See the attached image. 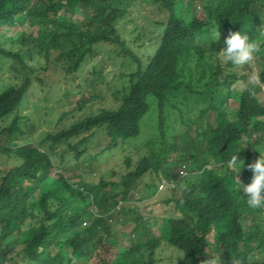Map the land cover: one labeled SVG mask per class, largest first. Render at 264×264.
I'll return each instance as SVG.
<instances>
[{"label":"trees","instance_id":"16d2710c","mask_svg":"<svg viewBox=\"0 0 264 264\" xmlns=\"http://www.w3.org/2000/svg\"><path fill=\"white\" fill-rule=\"evenodd\" d=\"M196 1L0 0V40L3 26H16L20 33L14 42L22 48L31 46L20 52L0 43V60L6 63L2 70H7L11 81L0 91V264H85L108 243L106 231L111 232L113 218L127 211H118L116 206L126 203L129 173L109 187L103 180L88 183L83 172L96 159L86 153L87 142L97 133L94 129L107 131L113 145L115 140L123 142L144 133L158 148L157 163L152 157L144 158L138 167L177 184L174 190L165 191L168 196L159 198L170 215L151 245L165 239L180 254L177 264H264L263 207L247 206L227 164L236 153L243 161L241 181L245 183L252 174L247 165L255 159L256 147L264 149V107L253 96L264 87V0H204L199 8ZM135 6L148 10L154 19L153 30L158 32L153 54L146 62L139 52L151 48V28L145 34L138 30L141 44L136 52L127 48L117 29ZM253 10L260 11L259 22L253 20ZM29 29L38 33L29 34ZM216 29L220 35L240 30L250 39H258L256 76L261 83L234 96L238 104L233 110L234 123H220L226 102L208 98L211 92L196 79L206 57H216V66L209 68V82L226 86L225 67L217 59L223 45L210 40ZM104 45L117 49L124 72L130 69L126 89L114 93L116 108L97 109L57 133L46 132V145L34 146L35 138L30 140L27 129L35 123L31 114L21 113L28 104L34 73L57 66L62 75L72 76ZM193 59L195 66L190 72ZM98 63L84 78L85 92L106 83L99 69L103 63ZM123 71L121 76L126 79ZM85 92L77 102L78 110L85 107ZM42 111L35 106L34 114ZM172 113L177 121L170 123ZM199 122H205L203 129L198 128ZM175 125L184 129L179 131ZM42 127H37L36 133ZM243 135L247 136L245 144ZM64 141L67 144L57 154L55 146L64 145ZM197 145L203 146V155ZM65 154L71 161H82L76 168L80 173L51 176V167L59 172L62 167L74 166L64 161ZM53 160L61 165L54 166ZM188 160L195 179L190 190L178 186L188 179L186 168H181ZM139 210L131 219L134 229L146 222ZM144 230L151 235V230ZM129 257L130 252L120 264L157 262L151 250L141 252L138 260L129 262Z\"/></svg>","mask_w":264,"mask_h":264},{"label":"rangeland","instance_id":"374dc122","mask_svg":"<svg viewBox=\"0 0 264 264\" xmlns=\"http://www.w3.org/2000/svg\"><path fill=\"white\" fill-rule=\"evenodd\" d=\"M204 0H198L195 4L202 6ZM251 16L253 20L259 22L260 21V11L253 10L251 12ZM259 19V21L257 20ZM153 17L148 14L147 9H141V6H135L134 9L130 10V16L128 19L123 20L119 24L117 29L121 33L122 37L126 41L127 48L136 52L137 49L140 48L141 44L137 40L138 30L141 31L142 34L146 33V29L151 28L150 38H152V42L150 43L151 48L148 51H140V55L143 60L146 62L147 59L153 54L154 48L157 43V31L153 30ZM3 26L1 33L0 43L3 47L7 49H17L20 52H25L26 48H31V46L23 47L18 43H15L14 40L19 37L20 32H16L18 28L16 26ZM29 34H37L35 30H27ZM263 32V31H262ZM161 34V31L160 33ZM229 33L219 35L217 43H221L225 36ZM264 34V33H261ZM155 35V36H154ZM154 36V37H153ZM9 39L13 40L10 41ZM145 40V37L142 38L141 42ZM213 40V39H210ZM258 45V39H252ZM209 40L205 43L208 44ZM223 45V44H222ZM21 48V49H20ZM96 51H100L99 54L94 55L90 61H87L85 65H80L79 69L72 76H64L60 71L56 68H52L51 66H47L44 71H37L34 73L36 77L32 78V84L30 90L27 95V106L22 109V114H31V118L33 119L35 126L33 128H28L27 131L31 134L30 140L34 139L38 142V146L42 145L41 141L46 136V132L57 133L60 131L61 127L68 128L73 124L74 121L82 119L90 114H93L101 109H114L117 104L115 102L114 93L118 90H121L125 85L127 86V77L130 74V69L124 72L121 69L120 59L117 57V49L113 46L104 45V47H97ZM50 56H54L51 54ZM37 56H34L35 59ZM198 57V56H197ZM216 57H206V65L203 68L199 69V73L196 76V79L202 80V85H206V90L211 92V95H207L208 98L213 100L215 103H223L226 102L223 110L221 111L220 123H234L236 116L233 108H237L238 104L234 98V96L238 95L239 92L245 91L249 85H253L250 83V79L252 76H256V69L258 63L255 61L249 62V64L245 63L241 66H231L222 61V58H218L224 67H225V77L230 75L233 77H237V75H243L240 79H238L234 85L230 87H226L225 85H216L215 83L209 82L210 78H204L205 74H208L207 69L215 65ZM43 61V59H40ZM99 61H102L103 66L99 68L102 73L106 77V83L102 85L101 88H96L95 86L89 88L85 92L84 86V78H88V72L92 71L95 66H99ZM6 63L3 61V58L0 60V91L11 83L9 79V73L5 69ZM195 66L194 59L190 61L188 69L193 71ZM135 66L131 68L134 70ZM126 74V79L122 78L121 72ZM224 77V80H225ZM2 79V80H1ZM126 89V87H125ZM85 92V96L89 97L90 95H98L100 96L95 102L89 103L82 110L76 109L77 102L81 100V96ZM261 93L254 91L253 96L260 103L262 107H264V91H260ZM35 106H39V110H43L41 114H34ZM48 121L49 125L44 121ZM264 121V117L261 118ZM177 121L175 114H170V123ZM60 122V123H59ZM149 120H146V124ZM205 122H199L197 124L199 129H203ZM43 126V127H42ZM42 127L39 131L36 128ZM195 129V126H193ZM93 131V130H92ZM149 132V130L145 129V133ZM194 133V131H193ZM37 134L39 136H37ZM89 134V132L87 133ZM37 136V137H36ZM141 137V133L138 137L134 139L124 140L121 142L120 140H115V144L113 145V140L109 136L107 131L101 130V132H97L93 139H90L87 142L86 153L90 155L92 158H96L95 161H92V167L85 169L84 174L89 181L98 182L99 179H103L108 184L112 182L120 181L121 175L124 173H128L131 170H134L137 164L141 159V155L143 153V149L139 150L133 149L132 146H126L124 150V143L132 144L134 141L138 140ZM247 141V136H242V143L245 144ZM112 147V148H109ZM198 150L204 154L203 146L197 145ZM55 152L57 154L62 152V146L56 145ZM259 151L255 154L254 162L257 158H259ZM60 159V157H58ZM125 159H131L130 163H125ZM64 161L70 162L71 165L82 166V161L77 163L75 161H71L68 158V154H65ZM191 164V160L185 162L183 167L186 168V177L181 182H179L178 186L185 187L186 189H192L195 185V179L190 175L189 165ZM175 166H171L174 168ZM77 167L69 166L63 169L65 176H70L73 174H79L80 170L76 169ZM221 172V170H217ZM239 179H243L244 171H241L237 174ZM250 174V178H251ZM148 176V177H147ZM147 176L140 180H136L132 183L129 193L127 195L126 201L129 203L131 208H142L139 212L143 213V217L146 219V222L142 224V226L148 230H152L154 234H160V226L163 221H166L170 215V209L160 204L159 198H164L169 195V192L157 193L160 192L158 190H154V188L148 185L147 180L150 177L148 173ZM250 178L245 181V184L250 182ZM119 211V210H118ZM262 214H264V207L262 209ZM177 215H172L175 217ZM129 215L117 214L115 218H113V227L115 229L114 237H111V242L113 244H105L104 248L100 249V252L96 258H94L89 263L85 264H111V261L115 258L116 255V246L122 251L124 248H120L121 245H129L130 240L128 237L124 236V232L130 233L134 227V224L131 223L129 219ZM165 239L160 240V243L157 245H151L150 250L153 251L154 257L157 260L156 264H177L178 258L180 254L178 251L172 248V246L168 245ZM117 243V244H116ZM149 248L144 246L142 251H148ZM139 254H137L136 259L138 260ZM218 258V257H215ZM214 261V260H211ZM211 264V262H210Z\"/></svg>","mask_w":264,"mask_h":264},{"label":"clouds","instance_id":"9594fccd","mask_svg":"<svg viewBox=\"0 0 264 264\" xmlns=\"http://www.w3.org/2000/svg\"><path fill=\"white\" fill-rule=\"evenodd\" d=\"M219 35L220 34L216 29V31L213 33V37H212L214 42L218 41ZM222 44H223V47L219 48V52L217 54L218 58H222V61L224 63L229 64L231 66H241L245 63L249 64V62L254 60L256 54L259 51L257 43L249 38L248 33L247 32L242 33L240 30L234 31V32H229V34L227 36H225V38L223 39ZM215 66L216 65H214L213 67H215ZM52 68L58 69L57 66H53ZM224 70H225V68H224ZM207 72L209 73L210 70L207 69ZM60 73H62V71H60ZM235 75L237 77H233L230 75L225 77V72H224L223 81L226 82V87L231 88L238 79L243 77V75H237V74H235ZM206 77H209V75L205 74V78ZM224 77H225V80H224ZM229 77H232V78H229ZM127 80H128V77H127ZM249 82L252 84L261 83L259 76H255V75L251 77ZM127 84H128V82H127ZM125 87H126V85H125ZM125 87H123L119 91L122 93V91L125 90ZM207 91L208 90H206V92ZM261 91H264V87ZM259 93H261V92H259ZM209 95H211V94H209ZM99 97L100 96H98V95H90L89 98L83 97V104L86 106L89 103H93ZM79 108H80L79 106H76V109H79ZM233 110H237V109L233 108L232 111ZM79 120H81V119H79ZM79 120H76L73 123H76ZM175 127L179 131L184 129L180 125H175ZM93 131L101 132V130L97 131L95 129ZM80 138L81 137L76 138V139L74 138L73 142L78 141ZM41 143H42V145H46L44 142V139H42ZM63 144L64 145H61V144L60 145L62 147H64L65 144H67V141H64ZM33 145L36 147L38 146V142L35 139H34ZM124 146L125 147L126 146H132L133 149H135V150H139L140 148H142L144 150L142 155H141V159H140L139 163L141 162L142 159H144V158L149 159L151 157L153 158L154 163H157L156 150H158V148L151 140L146 138L144 133H141V137L138 140L134 141L132 144L124 143ZM39 147H41V145ZM256 149L259 151L260 156L254 162L249 163L247 165V168L251 171L252 175L250 178V182H248L246 184L243 183L239 179V176L237 175L241 171L243 161H241V159L237 157L236 153L234 155H232L231 158L227 161L229 169L235 173V175L233 177V182H234L235 188L239 191V193L241 195H243L245 197V202H246L247 206L249 208H252V209L264 207V149H262L260 147H256ZM130 161H131V159H128V163H130ZM53 164H54V166L55 165H57V166L61 165V163L58 160H53ZM138 164L134 170H131L128 172L129 173L128 179H129L130 187H131L133 182H135L136 180H140V179L144 178L145 176H147L148 173L150 174V177L147 180V183H148V185H151L150 187L154 188V190L160 191V192H157L158 194L163 193L166 190H174L177 187V184L175 183V181H168L165 177H163L161 175L156 176L150 170L143 171L142 169H140L138 167ZM74 167H78V166L74 165ZM63 169H65V168L62 167L59 172H56V171H54V167L53 168L51 167L50 168V174L53 177H59V175H61L62 177H68V176H65ZM57 173H62V174H57ZM125 174H127V173H125ZM100 180H103V179L101 178V179H99V181ZM88 183L90 184V183H96V182L88 180ZM112 183L108 184L106 182L107 187L112 186ZM167 192H169V191H167ZM116 207L118 210H122V211H123V208H127L126 209L127 211H123L121 214L129 215L130 217L128 220L134 224V221H132L131 219L133 218L135 213H138L137 209L131 208L127 201H126V203H119ZM143 215L144 214L142 213V216ZM144 221H146L145 218H144ZM134 227H135V224H134ZM134 227L130 233L124 232V236L129 238L130 244L120 246V248L125 249L124 251L120 250L118 248V246H116V255H115V258L111 261L112 264H120V261H122L123 256L126 255L128 252H130V257L128 258V261L131 262L132 259L136 258L137 254H140L141 252H143L142 249L144 248V246H147V248H149V250H150L152 239L155 236H159L157 234H154L152 230L150 232L151 235L147 234L142 225L138 229H134ZM106 233L109 237V241L107 244H113L110 240L111 237H114V234H115V229L113 227V224L111 226V232L108 229L106 231ZM102 248H104V245L102 246Z\"/></svg>","mask_w":264,"mask_h":264}]
</instances>
